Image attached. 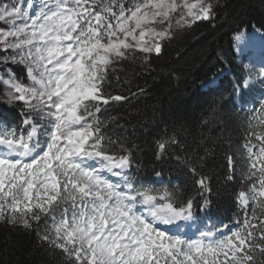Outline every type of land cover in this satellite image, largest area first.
I'll use <instances>...</instances> for the list:
<instances>
[{"label": "snow or ice", "instance_id": "6c2138e0", "mask_svg": "<svg viewBox=\"0 0 264 264\" xmlns=\"http://www.w3.org/2000/svg\"><path fill=\"white\" fill-rule=\"evenodd\" d=\"M217 6L0 0V222L34 233L59 264H264V98L244 127L233 193L244 218L227 235L197 214L213 203L211 177L200 171L210 149L194 158L179 130L166 133L154 142V158L181 163L192 187L146 182L136 146L109 131L119 117L102 118L128 99L111 88L118 65L150 64L177 32L214 20ZM254 81L264 86V61L242 70L231 92L243 99ZM234 159L226 154L227 182L235 179Z\"/></svg>", "mask_w": 264, "mask_h": 264}, {"label": "trees", "instance_id": "16d2710c", "mask_svg": "<svg viewBox=\"0 0 264 264\" xmlns=\"http://www.w3.org/2000/svg\"><path fill=\"white\" fill-rule=\"evenodd\" d=\"M253 26L264 32V0L224 1L214 20L177 32L153 64L129 60L118 65L111 88L128 99L114 102L102 113V118L119 117L109 131L115 130L129 146H136L133 153L141 165L137 174L146 182L192 187L181 163L172 157L154 158V142L166 133L179 130L186 145L183 151L194 158L210 149L200 171L211 177L213 203L206 213L197 210V214L204 217L205 225H215L225 235L244 218L233 193L240 186L246 155L244 127L250 116L259 114L254 111L259 108L255 94L262 90L253 95L245 91L243 99L231 92L232 82L244 70L235 62L233 39L238 31ZM216 76L214 83L207 84ZM138 88L144 89L143 94L137 93ZM228 153L235 157L232 182L225 180ZM154 169L162 176L155 177ZM0 264H59V260L40 247L34 233L0 222Z\"/></svg>", "mask_w": 264, "mask_h": 264}, {"label": "rangeland", "instance_id": "374dc122", "mask_svg": "<svg viewBox=\"0 0 264 264\" xmlns=\"http://www.w3.org/2000/svg\"><path fill=\"white\" fill-rule=\"evenodd\" d=\"M224 1H226V0H218V6L216 7L215 11L223 4ZM21 2H23V0H21ZM243 31L245 33L243 38L247 39L248 43L250 42V45L249 46L246 45V47H244L246 50L243 49V51H242L241 49L236 47L235 39H233V51H234V54H235V62L240 64V65H242L243 68L245 69L246 67H249V66H251L253 64L252 61H249V58L256 57L258 50L260 51L261 48L264 47V41H262L260 38H258V34H256V32L261 34L260 31H254L253 28L250 29V30H243ZM251 41H252V43H251ZM255 42L257 43L256 47H254L255 46V44H254ZM262 45H263V47H262ZM247 47H248V49H250V47H252V48H251V50H248ZM240 50L243 53H241ZM155 57H156V55H153L151 57L150 64H147V65L153 64L154 61H155ZM17 71H19V69H17ZM0 88H2V86H0ZM257 89H262V90H260V93L258 92L255 95L257 97L263 98L262 95L264 93V86H262L261 84L255 82V81L253 82L252 92H250L249 94L255 93V91ZM261 98H259V100ZM182 227H184V226L182 225ZM184 230L189 232V233H191V232H194L196 229L194 227H192V226H188V227H185Z\"/></svg>", "mask_w": 264, "mask_h": 264}, {"label": "bare ground", "instance_id": "6f19581e", "mask_svg": "<svg viewBox=\"0 0 264 264\" xmlns=\"http://www.w3.org/2000/svg\"><path fill=\"white\" fill-rule=\"evenodd\" d=\"M256 34H258V38L261 39V34L258 33V32H256ZM243 37H244V36H243ZM243 37H242L240 40H236V39H235L236 47L239 48V49H241L242 51H243V49L246 50V49L244 48V47H246V45H248V46L250 45V42L248 43L247 39H245V38H243ZM247 43H248V44H247ZM251 43H252V41H251ZM254 44H255L254 47H256V46H257V43L255 42ZM254 47H253V48H254ZM262 47H263V45H262ZM251 48H252V47H250V49H248V47H247L248 50H251ZM263 48H264V47H263ZM263 48H261L260 51L258 50L256 57H254V58H249V61H252L253 64H255V66H256L257 68L260 67V63H261V61H264V49H263ZM241 50H240V52H241ZM241 53H243V52H241ZM241 55H242V54H241Z\"/></svg>", "mask_w": 264, "mask_h": 264}, {"label": "water", "instance_id": "95a60500", "mask_svg": "<svg viewBox=\"0 0 264 264\" xmlns=\"http://www.w3.org/2000/svg\"><path fill=\"white\" fill-rule=\"evenodd\" d=\"M213 80H214V78L210 79V81H213ZM210 81H209V82H210Z\"/></svg>", "mask_w": 264, "mask_h": 264}]
</instances>
